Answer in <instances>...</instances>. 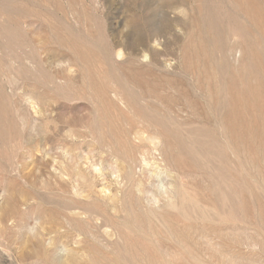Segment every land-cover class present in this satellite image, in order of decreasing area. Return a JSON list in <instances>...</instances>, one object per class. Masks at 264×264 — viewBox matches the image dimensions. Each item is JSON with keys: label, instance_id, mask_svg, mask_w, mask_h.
I'll list each match as a JSON object with an SVG mask.
<instances>
[{"label": "rangeland", "instance_id": "obj_1", "mask_svg": "<svg viewBox=\"0 0 264 264\" xmlns=\"http://www.w3.org/2000/svg\"><path fill=\"white\" fill-rule=\"evenodd\" d=\"M0 264H264V0H0Z\"/></svg>", "mask_w": 264, "mask_h": 264}]
</instances>
